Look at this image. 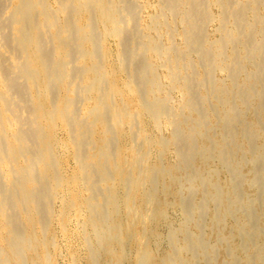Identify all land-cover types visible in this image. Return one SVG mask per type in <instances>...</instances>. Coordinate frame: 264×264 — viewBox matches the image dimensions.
<instances>
[{
	"label": "bare ground",
	"instance_id": "6f19581e",
	"mask_svg": "<svg viewBox=\"0 0 264 264\" xmlns=\"http://www.w3.org/2000/svg\"><path fill=\"white\" fill-rule=\"evenodd\" d=\"M0 264H264V0H0Z\"/></svg>",
	"mask_w": 264,
	"mask_h": 264
},
{
	"label": "rangeland",
	"instance_id": "374dc122",
	"mask_svg": "<svg viewBox=\"0 0 264 264\" xmlns=\"http://www.w3.org/2000/svg\"><path fill=\"white\" fill-rule=\"evenodd\" d=\"M151 1H153V3H154L156 0H151Z\"/></svg>",
	"mask_w": 264,
	"mask_h": 264
}]
</instances>
